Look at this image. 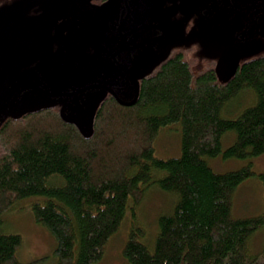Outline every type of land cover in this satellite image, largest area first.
<instances>
[{"label":"trees","instance_id":"16d2710c","mask_svg":"<svg viewBox=\"0 0 264 264\" xmlns=\"http://www.w3.org/2000/svg\"><path fill=\"white\" fill-rule=\"evenodd\" d=\"M99 110L87 137L52 110L0 126V264H22L23 238L3 216L34 197L57 264L97 263L128 211L130 264H264V240L253 246L264 235V199L257 214L234 212L247 181L258 177L264 195V172L254 170L264 157V53L242 60L227 82L213 60L171 56L145 76L134 105L108 101ZM173 126L180 155L156 157L155 143ZM219 157L244 164L219 172L209 163ZM152 188L175 201L153 233L135 212Z\"/></svg>","mask_w":264,"mask_h":264},{"label":"flooded vegetation","instance_id":"af4514ba","mask_svg":"<svg viewBox=\"0 0 264 264\" xmlns=\"http://www.w3.org/2000/svg\"><path fill=\"white\" fill-rule=\"evenodd\" d=\"M34 2L33 15L19 8L15 18L3 17L4 31L15 28L16 35L0 36V110L19 96L0 115V126L45 110L89 123L108 101H132L137 86L140 95L145 76L169 57L196 54L204 38L214 41L212 31L227 16L232 30L242 27L229 35L231 44L264 42V0ZM234 14L243 24L233 20ZM23 20L38 36L25 53L19 50ZM226 51L244 60L238 47L227 46L214 61L215 69ZM30 101L43 106L30 111Z\"/></svg>","mask_w":264,"mask_h":264},{"label":"rangeland","instance_id":"374dc122","mask_svg":"<svg viewBox=\"0 0 264 264\" xmlns=\"http://www.w3.org/2000/svg\"><path fill=\"white\" fill-rule=\"evenodd\" d=\"M34 5V0H0V36L4 33L7 35H16L15 28L8 29L7 32L4 31L2 27V23L5 22L3 17L12 16L15 18L17 9L19 8L25 12L29 11L33 15L32 11ZM224 19L219 29L211 33V35L214 36V41L204 38V41L200 44H203V47H199L195 52L197 55L194 53L191 54L202 59L215 61L217 56H220L222 49L227 46L238 47L243 53V59L253 58L264 53V42L258 39L243 46H241L242 44L240 43L231 44L229 35H233L240 31L242 27L239 26L238 29L232 30L230 27L231 17L227 16ZM233 20L238 21L240 25L243 24L240 15L234 14ZM22 25L24 27L22 29L23 44L19 50L25 53L38 36L35 28L26 20H23ZM248 33H250V31ZM39 42H42V38H39ZM175 128L174 126L170 129L168 128V130L161 134L159 140L155 143L156 157L168 159L180 155V131L178 129L175 131ZM228 145L229 143L225 141L224 147ZM209 163L219 172L238 169L244 164L241 160L224 159L221 157L209 159ZM254 170L258 173L264 172V157L254 161ZM245 184L239 189L240 191L236 194L235 199L234 212L239 217L257 214L262 209V201L264 199L262 192L263 187L258 177L247 181ZM36 199L37 198L34 197L21 201L15 209L3 216L5 228L10 233H19L23 238V245L18 253L22 264H33L34 261L42 257H46L47 259L36 264H57L58 258L54 254L56 248L55 237L48 229L35 221L32 213L31 207ZM174 202V198L170 194L162 192L158 188H152L139 204L140 206L137 205L135 207L136 216L139 221L147 225L149 232L153 233L157 227L158 219L162 215L167 214V212H170ZM258 206L259 208L257 209ZM128 216H130V211ZM129 227L130 222L129 217H127L119 233H117L108 244L107 251H105L103 258L95 264H130L122 254L123 247L127 240L126 238H128ZM263 240L264 235L262 236L261 233L258 234L253 241L254 248L258 250Z\"/></svg>","mask_w":264,"mask_h":264},{"label":"water","instance_id":"95a60500","mask_svg":"<svg viewBox=\"0 0 264 264\" xmlns=\"http://www.w3.org/2000/svg\"><path fill=\"white\" fill-rule=\"evenodd\" d=\"M240 56L238 54H236L234 51H226L225 53H223L217 63V67H216V71H217V74L220 78L221 81L223 82H227L231 79V77L233 75H235L236 71H237V67L240 63ZM134 78V76H133ZM18 94H16L6 105H4L2 107V109L0 110V115L8 108L10 107L15 101L16 99L18 98ZM138 97H139V89H138V86H137V89H136V96L135 98L130 101V102H123L120 100V102L124 105H132V104H135L136 101L138 100ZM28 106V109L30 111H35V110H38L39 108H41L43 106V104H41L40 102H37V101H30L26 104ZM81 110H82V107H80ZM62 117L65 121L69 122V123H74L76 125H78L79 128L82 129V127H84L86 124L88 123H83V124H79L77 122V118L79 116H76V117H67L64 113V111H62ZM86 134V133H85Z\"/></svg>","mask_w":264,"mask_h":264},{"label":"bare ground","instance_id":"6f19581e","mask_svg":"<svg viewBox=\"0 0 264 264\" xmlns=\"http://www.w3.org/2000/svg\"><path fill=\"white\" fill-rule=\"evenodd\" d=\"M240 65H241V63L238 65V67H237V70L239 69V67H240ZM237 72V71H236ZM132 105H134V104H132ZM132 105H125V106H132ZM98 111H100V110H98ZM98 114V113H97ZM97 116V115H96ZM95 120H96V117L91 121V122H89L88 124H86L84 127H82V129L80 128V131H81V133L83 134V136H85V137H87V136H89V135H91L90 133H91V131H92V129H93V123L95 122ZM86 133V134H85ZM207 162H208V160H207ZM214 170V169H213ZM140 206V205H139ZM139 208V207H138ZM129 212V211H128ZM128 212H126V213H128ZM168 213V212H167ZM125 216V215H124ZM128 217H130V216H128ZM131 224V223H130ZM121 229V228H120ZM120 231V230H119ZM155 231H156V229H155ZM258 233V232H257ZM129 236V235H128ZM147 237V236H146ZM111 238V237H110ZM127 239V238H126ZM155 240V239H154ZM110 242V241H109ZM252 242V241H251ZM125 247V246H124ZM107 251V250H106ZM123 254V253H122ZM124 255V254H123ZM131 263V262H130Z\"/></svg>","mask_w":264,"mask_h":264}]
</instances>
